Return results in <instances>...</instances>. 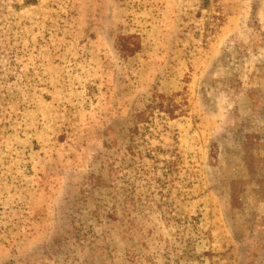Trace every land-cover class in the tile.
<instances>
[{
	"label": "rangeland",
	"instance_id": "rangeland-1",
	"mask_svg": "<svg viewBox=\"0 0 264 264\" xmlns=\"http://www.w3.org/2000/svg\"><path fill=\"white\" fill-rule=\"evenodd\" d=\"M0 264H264V0H0Z\"/></svg>",
	"mask_w": 264,
	"mask_h": 264
},
{
	"label": "trees",
	"instance_id": "trees-1",
	"mask_svg": "<svg viewBox=\"0 0 264 264\" xmlns=\"http://www.w3.org/2000/svg\"><path fill=\"white\" fill-rule=\"evenodd\" d=\"M127 42V39H126ZM122 49L126 54H131L133 53L136 49H137V45L135 44V46H130L128 43H123L122 44Z\"/></svg>",
	"mask_w": 264,
	"mask_h": 264
}]
</instances>
